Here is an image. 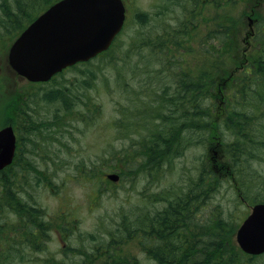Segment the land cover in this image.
Wrapping results in <instances>:
<instances>
[{"label":"rangeland","instance_id":"rangeland-1","mask_svg":"<svg viewBox=\"0 0 264 264\" xmlns=\"http://www.w3.org/2000/svg\"><path fill=\"white\" fill-rule=\"evenodd\" d=\"M254 1L237 0L217 5L216 0H124L128 20L113 44V52L67 69L47 83L30 84L11 72H2L0 66V127L5 97L9 93L10 99L18 100L23 89L25 118L30 121L17 128L20 140L10 168L16 173L18 182L22 178L21 183L25 179L27 183H18L11 190L18 200L41 210L45 219L63 218L58 220L57 232L50 228L45 240L49 243L43 245L61 249L65 243L68 251L63 256L58 254L56 262L67 258V264H80L85 258L98 255L100 247L110 244L109 241H122L117 248H121V253L132 262L154 264L139 248L137 240H125L128 229L154 218L169 202L179 199L194 181L202 164L216 169L226 162L219 155V142L210 139L206 143L195 141L151 178L142 168L137 173L129 172L137 165V158L144 161L137 150L139 143L134 137L135 132L118 129L120 123L115 120L133 119L140 111L134 108V100L152 101L155 92L159 94L163 87L172 84L168 78L171 73L175 75V69L165 65L163 54L149 52L148 38L155 40L157 33L182 26L180 36L185 34L188 43L194 47L199 45L203 28L192 27L185 33L188 20L194 18V23L206 25L216 22L219 14L226 12L225 19L240 22V44L251 52L256 30L264 31V26L259 25V22L264 24V1ZM4 2L8 5L6 10L14 12L15 17L6 18L8 12L2 6ZM26 2L28 0H0V62L3 59L6 62V51L4 55L2 48L8 46L40 11L38 7L30 9L31 4H27L28 9L24 8L27 12H20L19 8L24 4L26 7ZM196 55L200 56L199 48L187 57L191 67L197 64L194 61ZM177 61L183 63L181 58ZM56 88L69 98L68 112L59 101L45 99L46 94ZM36 132H40V140L35 136ZM258 171L255 182L251 183L249 200L233 194L224 182L206 199L204 209H197L193 217L196 224L216 218L224 226L230 213L233 222L238 215L235 223L240 224L256 203L255 199L264 198V164L258 166ZM108 173H118L119 181H108ZM218 206L223 212H216ZM6 217L14 222L10 212L1 211L0 224H5ZM60 224H65V228ZM3 225L0 228L7 230ZM227 225L232 224L228 221ZM235 232L236 229L231 236L233 242ZM2 237L4 233H0V252L7 241ZM1 264L40 263H29L10 253L1 258ZM243 264H264V255L253 259L245 256Z\"/></svg>","mask_w":264,"mask_h":264},{"label":"trees","instance_id":"trees-1","mask_svg":"<svg viewBox=\"0 0 264 264\" xmlns=\"http://www.w3.org/2000/svg\"><path fill=\"white\" fill-rule=\"evenodd\" d=\"M56 1L58 0H28L26 7L24 4L19 11L27 12V4H31L30 9L40 8L36 17ZM236 1L216 0V3L231 4ZM2 6L6 10L8 5L4 2ZM6 11V18L15 17L14 12L8 8ZM227 16L226 12H222L216 22L206 25L194 23V18L192 21L188 20L185 33L190 32L192 27L203 28L199 45L194 47L188 43L189 39L185 34L180 36L182 26L157 33L155 40L148 38L146 41L149 43V52L163 54L166 60L164 64L175 69V75L169 72L171 74L168 79L172 84L170 87H163L159 94L155 92L152 101L134 100V108L137 107L140 111L133 119L126 117V120H115L120 123L118 129L125 128L135 132L134 137L139 143L137 150L144 161L140 162L137 158V165L129 169V172L137 173L142 168L151 178L152 174L162 171L164 166L195 141L206 143L210 139L219 142V155L226 162L216 169L202 164L194 181L179 199L169 202L154 218L150 217L145 222H140V225H132L128 229L125 240H137L139 248L154 264H243L247 256L231 241V236L238 227L235 223L238 215L233 222V215L230 213L227 220L231 226L227 225V220L224 222L227 226H223L222 221H217L216 218H210L203 224H196L193 220L197 209H204L206 199L214 195L224 182H227L233 194L236 193L240 199L249 200L253 187L251 183L255 182L259 173L258 166L264 164V31L261 28L256 30L249 52L240 44V22L227 20ZM31 21L32 19L20 32ZM259 25L264 26L260 22ZM113 44L98 57L113 52ZM196 48H199L200 56L196 55L194 61L197 64L191 67L187 64V57L190 53L193 55ZM179 58L183 63L177 61ZM62 73L64 71L57 75ZM24 93L25 89L23 92L21 90L18 100L9 98V108L6 109L3 105L2 126L11 125L16 132L26 121ZM46 95V100L59 101L66 106V112L69 111V98L61 89H52ZM118 134L116 131L115 136ZM35 136L40 140V132H36ZM19 140L17 135V147ZM11 166L12 164L0 170V212L16 213L15 221H18V216L26 213L27 221L35 225L38 216L42 217V211L18 200L11 190L18 183H27L26 179L21 183L22 178L18 182ZM255 201L264 203V198H257ZM216 210L223 212L219 206ZM43 217L41 222L37 221V227H40L42 241H45L49 225L48 220ZM15 221L13 223H17ZM6 232L7 230L0 228V233ZM34 233L33 228L28 230V237L24 239L32 243L37 241L35 237L30 238ZM7 235L2 239H7ZM127 241L123 240L124 243ZM121 242L109 241L114 245H102L98 255L89 256L80 264H140L132 262L121 253L122 249L117 248ZM261 256L248 257L253 259ZM57 264L67 263L62 261Z\"/></svg>","mask_w":264,"mask_h":264},{"label":"water","instance_id":"water-1","mask_svg":"<svg viewBox=\"0 0 264 264\" xmlns=\"http://www.w3.org/2000/svg\"><path fill=\"white\" fill-rule=\"evenodd\" d=\"M125 9L121 0H59L35 18L12 43L7 60L30 82H46L63 69L86 62L107 50L121 31ZM11 126L0 129V170L15 151ZM107 178L117 181V174ZM240 249L264 253V203L251 207L236 231Z\"/></svg>","mask_w":264,"mask_h":264},{"label":"flooded vegetation","instance_id":"flooded-vegetation-1","mask_svg":"<svg viewBox=\"0 0 264 264\" xmlns=\"http://www.w3.org/2000/svg\"><path fill=\"white\" fill-rule=\"evenodd\" d=\"M5 51H7L6 46L2 48V52L5 55ZM1 69L3 70H9L7 62L5 60H1L0 62ZM8 92V89H7ZM6 92V93H7ZM9 93L8 97H5L4 100V106L9 108ZM7 114H9V111H7ZM120 178V176H119ZM34 212H37L34 210ZM12 214V217L17 218V214L14 212H10ZM41 216H38V222H41L42 219ZM48 220V228L52 227V231H58L59 230V223L58 220H63V218H58V216L47 219ZM35 222L36 224H32L31 222L27 221V214L23 213L22 215L18 216V221H15L17 223L10 222L7 217L5 219V224L7 229V232L4 233V235H7V241L4 244V248L1 249L0 252V264H1V258H6L10 255V253H15L21 257V259H27L29 263H40L42 264H57L55 260L57 259L58 254L64 255L66 254V251H68L67 246L65 243H62V248L59 249L57 247L49 249L48 246L44 247V243H49L48 241H42L41 237V231L39 230L40 227H37L38 222ZM67 221V220H65ZM62 228H65V224H60ZM18 226V227H15ZM34 229L35 233L32 237H35V240L33 243L31 241H27V239H24L28 237L27 231L30 229ZM62 260H68L67 258H63ZM69 264V263H68Z\"/></svg>","mask_w":264,"mask_h":264}]
</instances>
